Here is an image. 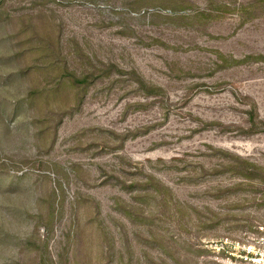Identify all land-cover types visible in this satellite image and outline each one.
<instances>
[{
	"label": "rangeland",
	"instance_id": "374dc122",
	"mask_svg": "<svg viewBox=\"0 0 264 264\" xmlns=\"http://www.w3.org/2000/svg\"><path fill=\"white\" fill-rule=\"evenodd\" d=\"M264 231V0H0V264H222Z\"/></svg>",
	"mask_w": 264,
	"mask_h": 264
},
{
	"label": "built area",
	"instance_id": "2783aa9c",
	"mask_svg": "<svg viewBox=\"0 0 264 264\" xmlns=\"http://www.w3.org/2000/svg\"><path fill=\"white\" fill-rule=\"evenodd\" d=\"M222 264H264V231L235 240L226 239L221 246Z\"/></svg>",
	"mask_w": 264,
	"mask_h": 264
}]
</instances>
